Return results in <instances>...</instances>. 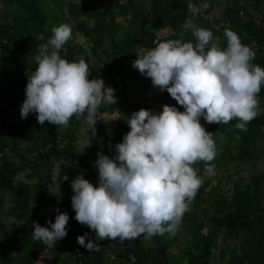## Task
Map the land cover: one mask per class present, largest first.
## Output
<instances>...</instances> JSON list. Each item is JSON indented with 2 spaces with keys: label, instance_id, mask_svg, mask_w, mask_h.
I'll return each mask as SVG.
<instances>
[{
  "label": "trees",
  "instance_id": "16d2710c",
  "mask_svg": "<svg viewBox=\"0 0 264 264\" xmlns=\"http://www.w3.org/2000/svg\"><path fill=\"white\" fill-rule=\"evenodd\" d=\"M218 2L225 9L213 17ZM205 3L207 9L202 8ZM82 16L87 21H81ZM189 18L220 37L222 47L227 46L224 30H234L255 51L252 63L264 68V0H0V264H35L43 253L50 256L45 264H104L112 256L114 264H264V163L248 181L235 179L230 189L221 179L209 190L210 181L201 185L181 222L191 245L179 243L178 230L175 235H142L124 245L109 239L96 241L99 250L93 252L77 243L78 236L88 233L94 239L95 233L75 219L71 181L82 172L85 179L92 183L95 178L98 183L97 154L114 155L115 144L130 131L126 119L141 108L162 112L155 105L158 99L168 100L170 94L165 90L162 97L156 89L152 92L156 99L149 103L145 87H138L147 77L132 62L140 48L155 47L154 40L195 43L192 32L183 29ZM93 19L96 23L90 28L88 21ZM62 23L71 25L72 36L85 38L78 43L71 37L62 58L72 61L83 56L89 79L109 81L117 98L115 105L99 106L96 135L82 149L77 131L87 113L79 119L73 116L68 127L49 122L40 125L35 113L27 119L20 116L28 75L38 67L34 58L45 42L38 37L42 33L50 37L52 28ZM258 100L260 114L247 124V131L236 129L239 121L235 119L227 125L207 126L216 141L217 155L211 162L215 171L230 177L244 164L257 167L264 162V85ZM99 112L121 115L106 119L99 118ZM102 144H106L104 149ZM56 165L68 170L57 180ZM193 167L205 176L204 162ZM56 184L62 190L50 196ZM52 201L58 205L52 206ZM56 209L70 217L67 236L48 247L33 240V223L50 227L47 221L55 222Z\"/></svg>",
  "mask_w": 264,
  "mask_h": 264
},
{
  "label": "clouds",
  "instance_id": "9594fccd",
  "mask_svg": "<svg viewBox=\"0 0 264 264\" xmlns=\"http://www.w3.org/2000/svg\"><path fill=\"white\" fill-rule=\"evenodd\" d=\"M208 7L207 3L202 6ZM80 19L87 21L86 16ZM95 23L88 21V27ZM183 29L192 32L195 43L154 40L155 47L138 50L132 66L150 78L154 88L166 90L184 110L165 104L162 112L144 108L133 112L126 119L130 131L115 144L114 155L97 154L98 186L82 172L71 181L75 219L95 233L94 239L88 233L77 237V243L89 252L98 251L96 241L105 239L124 245L142 235H175L202 184L193 164L202 161L205 175L215 174L211 162L217 155L216 141L201 118L219 125L235 119L239 121L235 128L247 131V124L260 114L258 94L264 85V68L252 63L256 56L252 46L226 28L227 46L222 47L220 37L191 18ZM51 32L50 37L43 33L38 37L45 42L34 58L38 67L28 75L21 119L35 113L40 125L49 122L68 127L73 116L79 119L87 113L95 136L98 108L102 103H117L115 89L102 78L89 79L83 56L72 61L62 58L72 36L70 24L62 23ZM108 147L113 148L111 142ZM56 211L55 222L47 221L50 227L33 223V240L54 247L67 236L70 217Z\"/></svg>",
  "mask_w": 264,
  "mask_h": 264
},
{
  "label": "rangeland",
  "instance_id": "374dc122",
  "mask_svg": "<svg viewBox=\"0 0 264 264\" xmlns=\"http://www.w3.org/2000/svg\"><path fill=\"white\" fill-rule=\"evenodd\" d=\"M67 1V0H65ZM225 9V5L222 3V2H218L215 6V9L213 11V14L212 16L215 17V16H221L222 15V12L224 11ZM160 35L162 34V32H159ZM72 38H74L78 43H84L85 42V38L79 34H75L74 36H71ZM115 79H119V77H114ZM105 81V85L106 86H110V87H113L112 84L107 81V80H104ZM140 88H144V92L145 93H148V96H150L149 98V103H153L154 100L156 99L154 97V95L152 94V92H155L156 91V88L153 87L152 85V82H151V79L150 78H145L142 80L141 83H139V86ZM158 92V95H164V91H159L157 90ZM163 97V96H162ZM158 104L155 105L159 110H163V105L165 104H168V105H172V106H175L177 108L180 109V111H183V107L180 106L177 101L172 98L171 96L169 97L168 100H165V99H158ZM120 113V114H119ZM121 115V112H106V113H98V117L99 118H106V119H110L111 117H114V118H118L120 117ZM20 117L18 116L15 120L16 121H19ZM201 123L204 125L205 128H207V126H209V124L203 120V118H201ZM87 121L85 120L82 124V126L80 127V129L77 131L78 134H79V140H78V147L80 149L82 148H87L89 147L90 143H91V134L90 132L87 130ZM106 147V144H102L101 145V148H105ZM264 162H260L259 165L257 167H253L252 165L250 164H244L242 167H239L238 170H239V173H234L233 175H231L230 177H227L228 174H223L222 172L220 171H215V174L214 175H205L203 176L202 178V184H205L206 181H210V184L209 186L206 188L207 190H209L212 186L214 185H217L219 183V180L221 179L223 181L222 185H225L227 189H230L232 187V182L235 180V179H238V178H243L245 179V181H248L249 180V176L251 173H257L259 170L258 168H261V166L263 165ZM263 170H264V166L262 167ZM68 172V170L66 169H61L59 167V165H56V168L54 170V173H55V180H57V176L59 175H63V174H66ZM227 180H229V182H227ZM92 184L94 186H98V183L95 182V178L92 180ZM62 190V186L56 184L55 186L51 187L50 190H49V195L50 196H55L58 192H60ZM51 204L53 205L54 203L51 202ZM58 205V204H56ZM178 233L180 235V241L179 243L183 246V247H186L187 245H191V236L187 233V229L184 228L181 224L179 225L178 227ZM221 245V244H220ZM47 258H50V256L47 254V253H43L41 256H40V259L35 263V264H45L46 263V260ZM112 260L110 262H106L104 264H114V262L112 261H115L116 258H114V256H112L111 258ZM188 264V263H186Z\"/></svg>",
  "mask_w": 264,
  "mask_h": 264
}]
</instances>
